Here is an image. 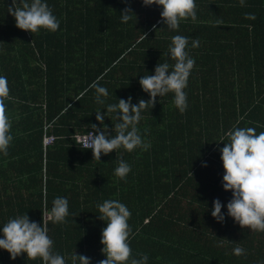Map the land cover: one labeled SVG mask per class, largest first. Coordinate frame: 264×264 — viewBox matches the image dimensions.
Wrapping results in <instances>:
<instances>
[{
  "label": "trees",
  "instance_id": "16d2710c",
  "mask_svg": "<svg viewBox=\"0 0 264 264\" xmlns=\"http://www.w3.org/2000/svg\"><path fill=\"white\" fill-rule=\"evenodd\" d=\"M45 2L59 29L30 33L7 12L12 0H0V75L13 98L5 101L13 140L8 155L0 153V228L24 213L39 224L45 203L50 210L54 198L66 197V222L47 225L54 251L68 264L73 252L98 264L106 258L100 240L107 225L97 206L119 200L131 212L132 255L146 254L147 264H264V232L242 229L227 215L232 194L222 187L219 151L233 126L264 131V0H195L196 19L175 31L163 24L162 6L142 0ZM125 8L135 17L122 23ZM175 35L188 37L195 60L187 109L175 107L173 93L158 96L137 124L146 150L93 159L73 135L101 127L100 110L114 136L117 121L107 105L149 100L139 79L158 63H175L168 52ZM94 83L108 91L104 105L95 101ZM43 134L53 137L45 147ZM119 159L131 167L123 180L114 174ZM216 199L225 205L223 222L211 215ZM237 247L242 255L234 254ZM0 264L42 261L24 253L13 260L0 249Z\"/></svg>",
  "mask_w": 264,
  "mask_h": 264
},
{
  "label": "clouds",
  "instance_id": "9594fccd",
  "mask_svg": "<svg viewBox=\"0 0 264 264\" xmlns=\"http://www.w3.org/2000/svg\"><path fill=\"white\" fill-rule=\"evenodd\" d=\"M142 3L144 6L153 4L162 6L160 12L162 22L173 31L179 28L182 20L196 19L195 0H142ZM7 12L14 17L15 26L20 30L38 33L41 29L50 32L59 29L60 21L45 0L19 2L12 0V6L7 8ZM120 17L122 23H127L135 16L130 8H125ZM143 36L145 38L146 34ZM188 43V37L182 35L171 37L168 52L175 63L171 66L167 62L158 63L153 75L141 76L139 84L149 95V100H140L137 104H132L131 97H128L120 99L117 104L107 105V113L113 114L112 118L117 121L113 126L114 136L109 135L107 126L104 125V115L98 110L96 120L101 127H97L96 124L90 125L92 131L78 138L76 144L83 149L92 150L93 159L99 162L102 154L107 155L121 148L128 152L138 147L146 150L150 145L143 141L137 128L141 112L149 109V106L153 107L158 96L163 97L168 93H173L174 105L181 113L187 109V94L184 89L195 65V60L186 51ZM199 43L198 39L193 40L192 47H198ZM90 87L95 88L96 103L104 105L105 100L102 97L108 96L107 89L95 83ZM12 99L7 78L0 75V153L5 156L8 155V148L13 140L5 101ZM225 138L227 142H224ZM220 142L224 143L223 148L219 149L224 169L222 187L232 194V198L226 204L227 215L242 229L264 232V131L257 134L253 127L233 126L224 132ZM130 171V165L119 159L115 176L123 180ZM97 207L99 219L105 221L107 225L102 229L100 240L103 245L101 252L106 258L100 260L98 264H147L146 254H139V259L132 255L129 243L132 229L128 224L131 212L128 207L119 200H105ZM222 207L225 205L219 199L212 202L211 215L217 222H223L225 219ZM68 215L67 198L56 197L50 210L45 203L44 219L39 224L31 221L25 213L10 218L0 228L3 236L0 238V249L7 251L13 260L24 253L28 260L40 259L42 264H68L63 255L54 251V241L48 234L47 226L49 221L54 224L65 223ZM243 253V248L234 249L235 255ZM90 259L75 252L70 257L71 264H90Z\"/></svg>",
  "mask_w": 264,
  "mask_h": 264
},
{
  "label": "built area",
  "instance_id": "2783aa9c",
  "mask_svg": "<svg viewBox=\"0 0 264 264\" xmlns=\"http://www.w3.org/2000/svg\"><path fill=\"white\" fill-rule=\"evenodd\" d=\"M88 132L73 135V139H74L75 144H76L78 138L87 135ZM52 140H53V137L52 136H46V135L43 134V136H42V146L45 147V146L49 145L52 142ZM76 145L79 148H81L79 144H76ZM81 149H83V148H81Z\"/></svg>",
  "mask_w": 264,
  "mask_h": 264
}]
</instances>
